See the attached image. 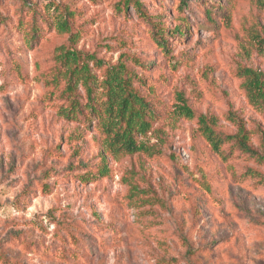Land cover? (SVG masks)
<instances>
[{"label": "rangeland", "instance_id": "rangeland-1", "mask_svg": "<svg viewBox=\"0 0 264 264\" xmlns=\"http://www.w3.org/2000/svg\"><path fill=\"white\" fill-rule=\"evenodd\" d=\"M118 64L152 110L136 154L98 113ZM254 73L264 0H0V264H264V160L175 111L264 156Z\"/></svg>", "mask_w": 264, "mask_h": 264}, {"label": "trees", "instance_id": "trees-1", "mask_svg": "<svg viewBox=\"0 0 264 264\" xmlns=\"http://www.w3.org/2000/svg\"><path fill=\"white\" fill-rule=\"evenodd\" d=\"M181 2L186 3L187 0H181ZM60 61L68 69L75 65L70 77H77V82L89 73L86 64L79 66L82 57L76 51H66L61 55ZM251 80L254 92L264 97V74L254 73L251 75ZM104 89L103 95L106 99L101 102L98 113L104 124L103 129L107 135L108 148L115 154H136L147 151L148 147L144 143L137 142L135 133L143 135L150 130L151 123L146 120V112H152V110L145 97L134 88L126 66L118 64L110 71ZM177 99L176 113L179 116L197 120L199 130L215 153L220 154L226 143L235 141L237 146L247 154L264 160V156H260L256 150L250 147L247 134L243 129L239 131L238 135L223 136L216 131L217 117L197 114L182 94H179Z\"/></svg>", "mask_w": 264, "mask_h": 264}]
</instances>
